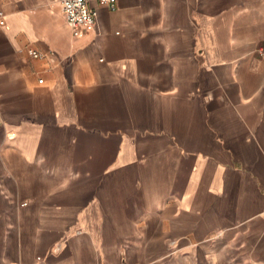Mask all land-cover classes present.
Returning <instances> with one entry per match:
<instances>
[{
  "label": "crops",
  "instance_id": "obj_1",
  "mask_svg": "<svg viewBox=\"0 0 264 264\" xmlns=\"http://www.w3.org/2000/svg\"><path fill=\"white\" fill-rule=\"evenodd\" d=\"M90 6L0 0V264H264V0Z\"/></svg>",
  "mask_w": 264,
  "mask_h": 264
},
{
  "label": "built area",
  "instance_id": "obj_2",
  "mask_svg": "<svg viewBox=\"0 0 264 264\" xmlns=\"http://www.w3.org/2000/svg\"><path fill=\"white\" fill-rule=\"evenodd\" d=\"M61 4L65 21L70 27L73 36H80L83 32L92 30L95 25L96 11L90 3H97L106 6L110 10H114L117 0H58ZM4 14L0 10V26H4ZM30 54L37 57L39 54L35 50H31ZM42 82V79H38Z\"/></svg>",
  "mask_w": 264,
  "mask_h": 264
},
{
  "label": "rangeland",
  "instance_id": "obj_3",
  "mask_svg": "<svg viewBox=\"0 0 264 264\" xmlns=\"http://www.w3.org/2000/svg\"><path fill=\"white\" fill-rule=\"evenodd\" d=\"M197 189H198V186H196V194L197 195H195L196 196V198L198 199L200 196H201V193L200 192H198L197 191ZM199 200V199H198ZM201 201H203V200H201ZM204 203H207V204H209V206H208V208H207V211L209 210V211H212L213 210V201H210V200H204L203 201ZM256 217V216H255ZM254 217V218H255ZM253 220V219H252ZM251 224L254 226V231H255V234L256 235H258V236H261V233H259L260 231H261V222L260 221H252L251 222ZM259 233V234H258ZM220 234H219V232H217V231H215V232H213V233H210V234H208V236H207V238L206 239H209V240H215V239H217L218 238V236H219Z\"/></svg>",
  "mask_w": 264,
  "mask_h": 264
}]
</instances>
